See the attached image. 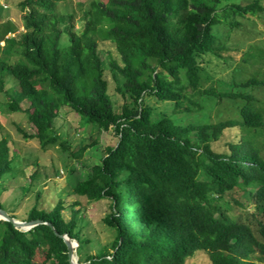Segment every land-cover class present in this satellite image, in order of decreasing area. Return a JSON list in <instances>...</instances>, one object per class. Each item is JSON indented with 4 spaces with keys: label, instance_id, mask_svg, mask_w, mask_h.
Listing matches in <instances>:
<instances>
[{
    "label": "trees",
    "instance_id": "1",
    "mask_svg": "<svg viewBox=\"0 0 264 264\" xmlns=\"http://www.w3.org/2000/svg\"><path fill=\"white\" fill-rule=\"evenodd\" d=\"M2 1L0 94L33 127L25 138L42 151L56 145L68 152L55 129L63 107L84 126L115 136L88 178L71 187L76 197L110 203L102 219L113 234L108 246L81 257L90 239L77 228L78 203L68 221L62 200L49 211L35 204L23 221L42 220L68 234L78 243L79 264H187L201 257L208 264H264V79L238 80L232 41L242 19L264 16L261 0L243 6L238 0H20L18 38L15 25L2 20ZM99 42L118 56L108 70L123 101L118 109ZM223 66L229 80L216 79ZM223 103L228 114L219 111ZM10 148L0 137V181L18 166ZM247 203L252 211L243 218L225 213L247 212ZM0 209L6 210L1 202ZM0 264L69 262L48 226L23 232L0 221Z\"/></svg>",
    "mask_w": 264,
    "mask_h": 264
},
{
    "label": "rangeland",
    "instance_id": "2",
    "mask_svg": "<svg viewBox=\"0 0 264 264\" xmlns=\"http://www.w3.org/2000/svg\"><path fill=\"white\" fill-rule=\"evenodd\" d=\"M19 1H2L5 4L2 6V20H10L15 25L16 31L12 36L16 38L19 36L17 31L21 30L22 25V13L17 6ZM252 1L238 0L242 6ZM85 3L87 4V2ZM261 5L264 6V0H261ZM241 23L242 29L237 31L235 36H232V41L237 46L234 53L237 63L234 68L239 66L241 69L238 80L243 82L251 78L264 79V16L250 18V21L242 19ZM233 42L232 45H235ZM98 55L103 62V68L106 70L105 77L110 92H112L113 105L118 109L123 101L114 92L113 78H111L110 71H108L109 59L117 60L118 56L112 45L107 42H99ZM218 69L220 74L215 75L217 80L220 78L222 80L230 79V68L226 69L227 71L224 70L225 66ZM118 78L121 79L119 76ZM119 83L121 84L122 81L120 80ZM209 85H211L210 82L204 84L205 87ZM213 85L215 84L213 83ZM216 86L218 87V83H216ZM221 87L224 89L223 82ZM6 101V98L0 94V137H4L9 141L12 154H18L15 155L18 157L15 160L18 162V166L15 168L13 175H9L0 181L3 188V190L0 189V202L3 208H6L5 211L16 216L17 220L23 221L28 211L35 204H37V209L49 211L57 201L62 200L66 207L63 216L68 221L72 216L70 207L73 205L71 204L78 203L73 206L74 211H78L77 228L80 229L82 237L90 239V242L84 246L81 257L85 258L88 254L95 253L102 247L108 246L113 240V234L103 225L102 219L110 213V203L106 199L99 202H89L85 198L76 197L71 191V187L75 183L88 178L91 168L98 165L105 155L106 148L115 144V136L112 130L102 132L89 125L84 126L76 113L68 107H63L56 120L55 129L67 143L68 152L62 151L56 145L42 151L34 141L25 138V135H30L34 131L25 113L11 112ZM150 104H156L159 110L166 107L167 111L170 112L168 104L164 106L163 103H155L152 98H150ZM19 106L25 109L27 104L22 102ZM226 106L227 104L223 103L219 106V111L224 112ZM215 115L216 108L210 118L215 120ZM181 117V115H177L175 119L179 120ZM188 120L189 118H185V124ZM258 141L261 142L262 139L258 137ZM262 143L263 150L261 152L264 156V141ZM80 150L82 153L80 157L72 156L73 153ZM38 193L41 194V197L37 199L36 194ZM246 207H248L247 212H243L245 209L240 207L237 210L227 209L225 213L231 219L237 216L243 218L245 213L252 211L249 204ZM187 264H208V262L201 257V262L198 259L189 261ZM256 264H259V262Z\"/></svg>",
    "mask_w": 264,
    "mask_h": 264
},
{
    "label": "water",
    "instance_id": "3",
    "mask_svg": "<svg viewBox=\"0 0 264 264\" xmlns=\"http://www.w3.org/2000/svg\"><path fill=\"white\" fill-rule=\"evenodd\" d=\"M0 221L9 222L13 225L15 229H18L23 232L29 231L30 229L38 225H42V224L48 226L53 231L54 235L60 238L65 244L67 248V256H68L69 264H79L77 262L78 260L76 256V249L78 248V243L75 240L71 239L68 236V234L57 233L50 223L44 222L42 220L19 221L17 219L10 217V215L5 210H2V209H0ZM84 264H87V263H84Z\"/></svg>",
    "mask_w": 264,
    "mask_h": 264
}]
</instances>
